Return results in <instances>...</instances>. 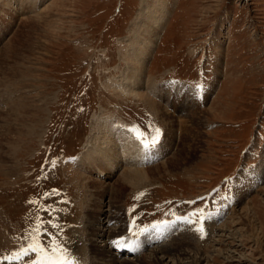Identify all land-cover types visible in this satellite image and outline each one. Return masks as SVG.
Instances as JSON below:
<instances>
[{
	"label": "rangeland",
	"instance_id": "rangeland-1",
	"mask_svg": "<svg viewBox=\"0 0 264 264\" xmlns=\"http://www.w3.org/2000/svg\"><path fill=\"white\" fill-rule=\"evenodd\" d=\"M51 1L0 0V264H264V0ZM159 33L143 61L152 112L110 86L136 77L114 80L132 38ZM25 104L32 134L10 138ZM106 121L161 167L114 201L104 243L83 194L117 180L91 144Z\"/></svg>",
	"mask_w": 264,
	"mask_h": 264
},
{
	"label": "bare ground",
	"instance_id": "bare-ground-1",
	"mask_svg": "<svg viewBox=\"0 0 264 264\" xmlns=\"http://www.w3.org/2000/svg\"><path fill=\"white\" fill-rule=\"evenodd\" d=\"M58 2H59V0H56L55 2L51 1V3L47 4V6H45V9H43V10L45 12L47 11V13L49 14L54 9V7L58 5ZM144 2L147 3L146 0H144ZM156 2L158 4L155 5V8H161V6H162L161 5V0H156ZM168 14H169V11L162 12L160 14H157V13L153 12V15H152L153 18H154L153 23H157L158 21H162L164 23V25H165ZM150 26H152L153 30H155V26L154 25H150ZM147 32L149 33V31H147ZM160 33L158 35H155V36L142 35L140 37L139 35H137V36H134L132 38V41H131V43L129 45V47L131 48L130 54L128 52H126L127 50L123 51V52H120V54H119V57L121 58V60L129 65V69H125L123 71V73H121L114 80L115 81H120L122 79L126 80V78H129L131 75H134L136 77L130 78V81H129L130 84L129 85H125L124 82H121V85H118V86L117 85H111L110 86V88L120 92L123 96L130 97L131 99L140 100V101H142L144 103H147L149 105V107L152 109V112L155 111L152 108V106H154V105H156L158 103L156 101H154L152 98H150V96H149V92H150L151 86L147 85L146 82H145V76L144 75H145V70L147 68V65L144 64L143 61L145 60L147 55H151L152 56L153 51L156 48V44L158 42ZM143 90H145V92H141ZM153 92L155 94L157 93V91L155 89L153 90ZM19 109L21 111H18L17 113H20V112L24 113L22 110H27L26 104H25V106H22ZM27 111L28 112L24 113L26 115H24L23 117H20V115L17 114V113L15 115H13L14 112H13V114H11L13 116V119H9L11 117V115L9 117L7 116V118L10 121L13 120L14 123H15V126H14V125H10V123H11L10 121H7V122H10V123H7V126H8V128H7L8 133L7 134H9L10 138L13 137V135H14L16 140H18V139L22 140L21 137L26 136L27 132L30 135L32 134L31 130H27V129L24 128L26 126L25 125L26 123H28V126H30L31 124H29V121L32 122V120H33L30 111L29 110H27ZM105 125L106 126H105L104 130H103L102 127L98 128V129L97 128H93L92 129V130H96V132L91 136V138H92L91 144L98 145L99 148H101V146H104V148H101L103 153L97 158V160L100 163V165L102 167H104V170L111 169L108 177H109V179L112 178V177H114V178L117 177L116 182L114 181L116 184L113 183L112 185H110V182L109 183L106 182L107 179L105 178V176H103V175L102 176H98L99 178L101 177V179H98L99 181L100 180L104 181V182L100 181V182L103 183V188L101 190L100 200L97 201L96 199H94L93 195L90 192H88V191H86L83 194L84 200H86L84 202L85 203L87 202V205H88L87 207H89L91 209H96L97 213L99 214V217H98L97 221H95V222L98 223V227H97L96 231L98 233H101V234H99V235L97 234L96 237H95V240H97V238H100V239H104V241L106 239L110 240V238H111L110 236L112 234V227L116 228L119 225V222L114 219V214H113V211H112V209H113V207L115 205L114 201L120 199V197L122 196V194H123V192H124L126 187L131 188V189H135V188L143 187L145 183H149L151 181V179L149 177V174L152 171H154V170H156L157 173H159L158 170L161 167V166L160 167L159 166H154L152 168H147L146 164L142 163L143 159L146 156L145 150L139 144L138 140L135 137H133L129 131H127L126 129H124V130L121 129L120 126H117L113 122H110V121H106ZM113 125H114V127H113ZM30 127H32V126H30ZM23 129H25V131ZM3 134H5V132ZM13 139H12V141H13ZM14 144H15V142L13 141V145ZM19 144H20V141H19ZM4 146H5V144L0 143V147L2 149H4ZM16 146L17 145H15L14 147H16ZM99 148L97 149V151H101ZM15 149H18V147L15 148ZM11 150L13 152L15 151L13 149H11ZM1 152H3V150H0V154H1ZM16 154H17V152L15 153V155ZM172 159H174V158H172ZM166 163L168 164V162H166ZM169 163L171 165V163H173V160H171ZM167 164H165V165H167ZM80 165H81V163H80ZM172 166H174V164H172ZM263 168H264V166L262 164H259L258 166L255 167V170H254L253 174L254 173H255V175L260 174V171L263 170ZM3 171H5V173H7V172L11 173V175H8V177L12 176V171L11 170L3 169ZM74 172H76L74 174L75 177H76L77 176V171H74ZM87 172H89V173H99V170L96 167H90V168L87 169ZM116 174H117V176H115ZM85 175L83 176L84 180L81 181L79 177H77V179L81 181L80 186L87 190V186H86L85 183L87 182V179L90 176L87 175V174H85ZM96 180H97V178H95V181ZM82 193H83V191H82ZM239 202H241V201H239ZM90 211H92V210H90ZM92 214L93 213H91L89 215L90 220L92 219ZM233 216H232V218L229 217V219H231L230 222L233 220ZM228 223H229V221H228ZM92 225H93V221H92ZM227 226L228 225H225L224 228H222V230L224 232H225ZM95 229H96V227H94V230ZM76 233L77 232H75V234ZM80 235H81V233H80ZM6 242L9 244V239L8 238L6 239ZM12 242L13 241H11V244H12ZM217 242L218 241H216L214 243V245ZM104 243H107V240ZM214 245H212L210 247V249H209V251L212 249V251H211L212 253L216 252V250L214 249ZM105 247H107L106 244H105ZM220 252L221 251L216 252V254H219ZM176 253H178V252L173 253L175 255L172 254V255H168L166 257V259L168 257H169V259L173 258V259H171V261H169L170 264L171 263L172 264H175V263L178 264L177 263L178 261H184V260L187 259V258L181 259L180 258V254H176ZM169 254H171V253H169ZM151 258H152V264H167V262H164L165 258L163 259V261L161 259H159V260L155 259L154 260L153 257H151ZM159 258H161V257H159ZM174 258H175V260H174ZM205 260L203 259V261H205ZM199 261H200L199 259H194L193 260V262L195 264L199 263ZM74 262L76 263V261H74Z\"/></svg>",
	"mask_w": 264,
	"mask_h": 264
}]
</instances>
